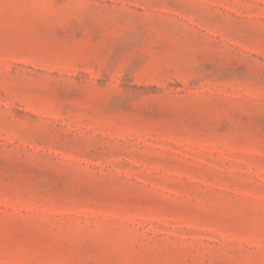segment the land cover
<instances>
[{
	"label": "rangeland",
	"instance_id": "obj_1",
	"mask_svg": "<svg viewBox=\"0 0 264 264\" xmlns=\"http://www.w3.org/2000/svg\"><path fill=\"white\" fill-rule=\"evenodd\" d=\"M0 264H264V0H0Z\"/></svg>",
	"mask_w": 264,
	"mask_h": 264
}]
</instances>
